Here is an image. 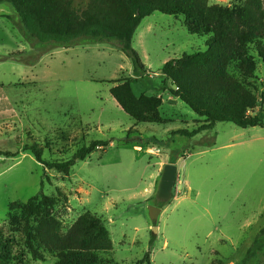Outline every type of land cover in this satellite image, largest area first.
<instances>
[{"label": "rangeland", "instance_id": "1", "mask_svg": "<svg viewBox=\"0 0 264 264\" xmlns=\"http://www.w3.org/2000/svg\"><path fill=\"white\" fill-rule=\"evenodd\" d=\"M243 1L208 4L230 7ZM87 3L74 0L79 10ZM0 16V227L7 229L10 205L60 190L67 203L54 214L64 229L85 212L96 215L110 234L112 251L105 257L114 263L242 264L264 227V128L217 123L211 131L183 137L173 132L193 130L200 118L179 99L164 98L166 124L153 125L137 124L110 95L123 80L132 81L136 97L169 91L163 65L206 51L210 36L189 34L182 16L154 13L132 40L146 72L135 77L132 61L115 43L69 49L31 43L10 4L0 3ZM251 47L252 82L260 98L264 64ZM260 113L264 101L254 110ZM93 141L107 146L76 162L69 176L46 169L24 151L37 144L44 161H65ZM144 142L152 144L145 149ZM174 159L176 184L152 221L149 208L162 203L159 162ZM13 237L18 252L22 237ZM12 264H54V259L48 255L34 262L26 255Z\"/></svg>", "mask_w": 264, "mask_h": 264}, {"label": "trees", "instance_id": "2", "mask_svg": "<svg viewBox=\"0 0 264 264\" xmlns=\"http://www.w3.org/2000/svg\"><path fill=\"white\" fill-rule=\"evenodd\" d=\"M0 3L14 8L27 41L57 49L115 43L132 61L135 77L140 76L139 70L146 73L132 48L141 22L156 12L182 16L189 34L210 38L206 51L169 60L161 69L172 86L171 95L200 118V125L193 130L173 134L192 138L213 130L217 123H231L242 129L264 128V115L253 113L262 106L264 91L258 98L252 82L256 66L249 56L254 46L264 64V0H244L230 7L209 6L208 0H88L82 10L74 6V0H0ZM131 83L123 80L110 89L122 111L137 124H166L161 115L162 98L136 97ZM249 111L251 114H247ZM151 144L143 143L145 149ZM106 146L107 143L93 141L77 149L69 160L54 162L43 160V151L37 144L26 146L24 151L46 169L69 176L76 162ZM66 203L67 197L57 190L55 196L40 194L26 203L10 205L7 229L0 227V264L21 262L26 255L34 262H44L49 255L54 264H119L105 257L112 251V241L96 215L85 212L64 229L54 210ZM164 205L162 202L160 209ZM16 233L22 237L23 249L18 252L14 251ZM242 264H264V227Z\"/></svg>", "mask_w": 264, "mask_h": 264}, {"label": "water", "instance_id": "3", "mask_svg": "<svg viewBox=\"0 0 264 264\" xmlns=\"http://www.w3.org/2000/svg\"><path fill=\"white\" fill-rule=\"evenodd\" d=\"M177 180V166L174 164H165L162 168L160 180L158 183L157 199L162 202L170 200L173 188ZM161 212L160 208L150 207L149 216L152 221H156ZM156 229L154 228V231Z\"/></svg>", "mask_w": 264, "mask_h": 264}, {"label": "crops", "instance_id": "4", "mask_svg": "<svg viewBox=\"0 0 264 264\" xmlns=\"http://www.w3.org/2000/svg\"><path fill=\"white\" fill-rule=\"evenodd\" d=\"M164 88H166L165 87V85H164ZM165 92V93H164ZM169 93V91L167 90V89H163V88H161L160 89V92L158 91V92H156L154 95L155 96H159V97H161L162 98V101H163V99L165 98V101H167V102H174V98H173V96H170L171 94H168ZM164 102V101H163ZM163 105V104H162ZM177 160L176 159H174V161L172 160V161H165V162H163V161H161V162H159V164H161L162 165V168H163V166L165 165V164H174V165H176L177 166ZM178 170V169H177ZM160 214H161V212H160Z\"/></svg>", "mask_w": 264, "mask_h": 264}, {"label": "built area", "instance_id": "5", "mask_svg": "<svg viewBox=\"0 0 264 264\" xmlns=\"http://www.w3.org/2000/svg\"><path fill=\"white\" fill-rule=\"evenodd\" d=\"M253 113H254V111H253ZM247 114H251L250 111Z\"/></svg>", "mask_w": 264, "mask_h": 264}]
</instances>
